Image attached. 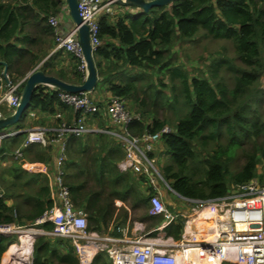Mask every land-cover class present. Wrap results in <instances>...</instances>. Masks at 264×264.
Listing matches in <instances>:
<instances>
[{
	"label": "trees",
	"instance_id": "obj_1",
	"mask_svg": "<svg viewBox=\"0 0 264 264\" xmlns=\"http://www.w3.org/2000/svg\"><path fill=\"white\" fill-rule=\"evenodd\" d=\"M64 5L65 0H0V60L5 62L11 80L25 77L46 56L44 42L53 37L47 17L58 16ZM127 17H131L129 22ZM133 17L127 13L115 14L112 20L108 14L100 16V44L93 51L100 77L97 84L105 83L106 90L123 98L129 110L131 106L134 113L140 114L141 120L129 122L131 133L139 134L157 131L166 124L149 116L137 95L136 81L144 73L130 75L127 70L156 66L159 72L169 75L170 81L180 79L177 89L174 84L170 88L174 90L173 109L182 111L175 115L172 128L160 140L162 155H168L160 169L171 188L183 196L207 199L223 196L234 184L252 178L263 183L264 89L260 78L264 71V0H172ZM199 35L228 41L232 54L221 52L213 57L207 76L189 77L172 62L170 50L175 42H192ZM52 44L54 47V40ZM58 54L61 50L55 53ZM65 57L67 66L58 67L45 59L41 69L64 81L80 83L84 73L78 68L79 58L69 52ZM124 72L129 75L127 79L114 80ZM23 84L24 81L20 88ZM56 92L48 86L36 87L28 108L16 121L21 130L0 139V159L8 157L24 140L28 111L36 108L53 113L58 109L55 106L64 105ZM96 135L97 143L92 147L83 141V136L65 139L63 177L74 206L88 216L87 229L91 231H99L100 222L105 224L111 218L115 198L125 199L135 190L132 174L116 168L117 159L123 156L121 144L107 142L103 133ZM51 150L49 144L25 152L32 153V160L49 162ZM238 157L242 162L237 167ZM258 165H263L260 172ZM37 179V174L16 162L0 170V225L45 231L53 228L48 220L35 224L56 203L47 177H39L38 184ZM201 215L207 218L210 213ZM152 220L153 224L160 221L153 216ZM182 226L183 218L177 217L164 230L178 240ZM16 241L15 232L0 233V260L8 245ZM31 264H78V258L70 240L40 233L33 241ZM90 264L111 262L104 251H99Z\"/></svg>",
	"mask_w": 264,
	"mask_h": 264
},
{
	"label": "built area",
	"instance_id": "obj_2",
	"mask_svg": "<svg viewBox=\"0 0 264 264\" xmlns=\"http://www.w3.org/2000/svg\"><path fill=\"white\" fill-rule=\"evenodd\" d=\"M114 2L116 1L77 0L78 14L81 22L88 28L89 42L94 49L100 44L99 18L103 13L112 17L117 13L116 8L112 6ZM47 22L53 27V50L62 49L79 58L78 68L85 74L77 27L69 24L60 29L58 17L55 15L48 16ZM24 80L25 77L11 80L0 68V106L6 107L8 112L3 115L0 111V118H5L14 112L19 103L20 86ZM54 89L57 91L58 101L71 106L76 113L73 121L68 123L61 112L56 111L54 116L57 124L51 136L47 135L45 128L31 126L26 129L22 143L10 154L12 159H20L29 145L38 143L47 146L52 142L58 144L54 155L53 175V182L57 189V202L35 221L36 224L48 220L52 222L53 228L48 231L37 228L42 234L70 240L75 248L78 264H90L98 250H103L107 254L111 264H178L175 252L180 250L184 252L182 258L192 260L194 257L195 264H201L199 262L264 264V182L261 183L257 178H252L246 182L234 184L226 194L214 198L200 199L180 195L164 178L155 164L156 158L153 155L155 145L161 140L162 135L169 132L170 127L163 125L154 132L131 133L129 122L142 118L138 112L134 113L127 108L123 98L113 94L107 98L106 109L111 122L120 126L118 135L124 156L117 166L122 171L128 170L141 175L146 180L150 189L148 192L149 214L161 215L165 220L163 225L181 217L183 226L180 239H173L174 243L170 248L164 249L157 248L154 242L143 237L133 238L130 240V245L125 248L114 245L118 240L116 237L106 236L103 238L105 240L100 239V241L93 238L91 230L87 229L86 213L82 208L74 206L63 177L64 163L67 158L65 138L67 135L82 136L88 131L86 115L97 112L98 105L91 91L68 92ZM18 131L19 129L1 128L0 139ZM161 185L179 197L184 204L181 211L172 212L168 208L160 195ZM203 211L209 212L210 216L204 218L201 226L193 225ZM29 228L32 229V227L21 229L14 225H0V233L21 234V231L30 230ZM120 229L117 227V230ZM104 241H110L111 244L108 245ZM193 248H195L194 254H191Z\"/></svg>",
	"mask_w": 264,
	"mask_h": 264
},
{
	"label": "crops",
	"instance_id": "obj_3",
	"mask_svg": "<svg viewBox=\"0 0 264 264\" xmlns=\"http://www.w3.org/2000/svg\"><path fill=\"white\" fill-rule=\"evenodd\" d=\"M118 5L116 6V15L117 14H124L127 13L129 16H134L133 19L135 18V14H139L141 12V9L136 7V6H127V5H122V4H115ZM104 14V13H103ZM101 14V15H103ZM58 21L59 25L58 27L62 29L66 25L73 24L68 11L62 7L61 13L58 14ZM111 20L112 17L110 16ZM115 18V15L113 16ZM131 17H127L125 20L129 22ZM54 38L51 36V39H48L47 41L45 40L44 46L47 47L48 52L46 56L41 59L33 68H41L43 62L45 59H48L50 63L57 64V66H62L64 67L68 65V58L65 57L63 58V55L66 54L62 49L61 54L55 55V53L58 51H53V42ZM50 46V48H49ZM46 60V61H48ZM48 86L49 88H52L53 86L45 85ZM95 89L92 90L90 93H94ZM107 92H109L107 90ZM109 96V95H108ZM99 99V98H97ZM108 100V99H107ZM96 105H98V111L91 114V115H86V125L88 126L89 130L86 131L82 136H83V141L90 143L91 147L95 145L97 135L99 133L105 134L107 138V142H115L120 145L119 143V135L118 133L120 132V126L111 122L108 112L106 109V104L107 101L104 104L99 103L97 100L95 101ZM126 103V102H125ZM127 104V103H126ZM55 108H58L56 111H60L63 118L68 122L71 123L73 121V118L75 116V112L72 109L71 106H66L62 105L61 107L55 106ZM128 108V107H127ZM130 108L133 110V108L130 106ZM6 110V107L0 106V111L3 115H6L7 113H3ZM31 112V113H30ZM48 113L47 111H41L36 108L31 109L28 111V115L25 120V130L28 129L31 126H39L42 128H45L47 135L51 136L53 129L55 128L57 124V119L54 116V113ZM19 123V122H18ZM17 122L15 124L9 125V129H20L19 124ZM19 132V131H18ZM72 137V135H67L66 140ZM75 137V136H74ZM78 137V136H77ZM103 143V142H102ZM52 146L51 153L53 156H51V159L49 162L46 161H39V160H32L30 152L26 153V149L29 150V148H34L36 146H42L38 143L32 144L35 146L29 145L25 150L20 159H12L11 156L9 155L8 157L4 159H0V170L4 167H7L10 163L16 162L20 164L23 168H25L27 171L33 174L38 175L37 183L39 182V177H47L49 181V186L51 187L52 191V197L54 200L57 202V189L54 185V155L57 151V145L54 144L53 142L50 143ZM44 147V146H43ZM118 147V146H117ZM122 147V146H121ZM161 147V146H160ZM113 149H115L113 147ZM123 151V148H122ZM124 156V152H123ZM122 156V158H123ZM121 158V159H122ZM117 159L116 161V168L124 173H131L133 177V183L135 186V190L128 194L125 199H120V198H115L112 204V216L110 219H107L106 223L103 224V222H100V230L99 231H91L93 238H96L98 241L105 240L103 239L106 236H112L118 238V240L115 241V244L117 247H127L130 245V240L136 237H143V238H148V240H151V242H154L155 246L160 249L164 248H170V246L174 243V240L171 236H167L164 230L163 225L165 223V220L161 215H153L148 213V209L150 206L149 203V187L146 183V180L143 178V176L135 174L132 171H122L119 169L117 166V163L121 160ZM74 167V166H73ZM70 169H74V168ZM144 186L147 191H144L140 188V186ZM160 195L164 199V201L168 204V208L172 212H179L181 211L182 204L181 200L180 203H177L175 200L171 201L169 199L168 190L166 191V188L161 185L159 188ZM172 193V192H170ZM173 195V194H171ZM175 198H179L178 196H174ZM7 204L11 203V200L7 198L6 200ZM87 216V215H86ZM152 216L154 218H159V223L153 224ZM88 220V216H87ZM89 222V221H88ZM117 227H120V230H117ZM156 232L154 235H150L151 232ZM34 232L35 236L37 234H40L39 230L34 231L33 229L30 230H23L20 233L23 234L19 237V244L14 242L11 244H15L17 249L14 252L7 253L8 247L6 251L2 254L0 264H31L32 260V247H33V241L34 237H31V233ZM25 234L30 235V243H29V249L30 251L23 252V244L21 242V239L24 237ZM18 239V237H17ZM106 244H111L110 241H104ZM21 250V251H20ZM98 250L97 252H99ZM103 251V250H102ZM96 252V253H97ZM6 254V255H5Z\"/></svg>",
	"mask_w": 264,
	"mask_h": 264
},
{
	"label": "rangeland",
	"instance_id": "obj_4",
	"mask_svg": "<svg viewBox=\"0 0 264 264\" xmlns=\"http://www.w3.org/2000/svg\"><path fill=\"white\" fill-rule=\"evenodd\" d=\"M118 4L117 2L113 3V7L116 8L115 5ZM64 8L67 10L66 5H64ZM197 39L195 41H190L188 43L178 44L177 42L174 43L173 47L170 50V54L172 55V59L175 65H180L182 69H184L187 72V75L190 77L192 75H200L203 74L204 76H207L208 74V67L210 65V60L215 56H220L221 52L226 54H232V48L230 47L228 41L220 39V40H214L209 39L208 37L203 36H197ZM224 47V48H223ZM78 61L75 60V63ZM127 70V73L132 75L136 74L138 76L139 72H143L144 74H141L137 79V95L140 99L143 100V106L144 109L149 111V116L153 115L160 120H164L165 124L172 128L171 123L175 121V115L181 113L182 109L179 110L173 109V98L171 97L174 93V90L170 88V85L172 86L174 84L175 89L178 88L180 79H174L173 81L169 80V75L166 72H159V70L156 69V66L154 68H146L143 70L139 69H132ZM127 73H120L117 79H127L129 75ZM164 83L165 86H162L161 83ZM260 86L264 89V71L260 78ZM107 85L103 82H99L96 85V89L94 93H92L94 100L98 101L101 104H104L107 101L108 95H110V92H107L106 90ZM55 88V87H53ZM157 92V93H156ZM173 92V93H172ZM99 98V99H97ZM125 101V100H124ZM127 107H129L128 104L125 103ZM174 110L176 112H174ZM148 116V115H147ZM149 120V118H147ZM6 129H9L8 126L4 127ZM161 146V147H160ZM153 155L156 158V166L160 169L162 162L167 160V156L162 155V142L159 141L155 145V149L153 152ZM242 162V158L238 157L235 160V166H239ZM263 165H258V171L260 172L262 170ZM161 170V169H160ZM162 172V171H161ZM140 188L144 191H147V189L142 185ZM168 189H166L167 191ZM171 191L168 190V197L171 201H176L177 203H180L179 198H175L176 194L170 193ZM173 194V195H171ZM203 213V212H201ZM200 213L199 219H197V222L195 221L193 225L201 226V224L204 222L205 216H202ZM209 215V214H207ZM210 220V219H209ZM207 220V221H209ZM194 227V226H193ZM196 228V227H195ZM22 229V228H21ZM23 229H28V227H24ZM30 229V228H29ZM34 231H37V227H32ZM8 233V232H7ZM11 233V232H9ZM156 232L152 235H154ZM17 234V241L16 243L19 244V237L23 234ZM180 250L178 253V264H195V258L193 257L192 260H187L182 258L184 256V252ZM182 253V254H179ZM183 255V256H181ZM203 264V263H202Z\"/></svg>",
	"mask_w": 264,
	"mask_h": 264
},
{
	"label": "water",
	"instance_id": "obj_5",
	"mask_svg": "<svg viewBox=\"0 0 264 264\" xmlns=\"http://www.w3.org/2000/svg\"><path fill=\"white\" fill-rule=\"evenodd\" d=\"M117 3L127 6H136L141 11H147L153 6H161L170 3L172 0H115ZM67 11L72 23L77 27V35L80 51L82 54L83 61L85 63V74L84 78L80 83H72L64 81L57 76L45 73L41 68L35 67L29 73L26 74L24 84L20 90L19 103L16 106L14 112L0 118V128L14 124L24 111L29 106L32 94L38 85H49L57 89L68 91V92H79V91H92L100 77L97 74L93 51L94 48L89 42V33L86 24L81 22V18L78 14L77 0H65ZM3 65L2 71L6 74L5 62L0 60ZM20 131V130H19ZM31 237L35 236V233L30 234ZM9 246V245H8Z\"/></svg>",
	"mask_w": 264,
	"mask_h": 264
},
{
	"label": "bare ground",
	"instance_id": "obj_6",
	"mask_svg": "<svg viewBox=\"0 0 264 264\" xmlns=\"http://www.w3.org/2000/svg\"><path fill=\"white\" fill-rule=\"evenodd\" d=\"M205 210H208V209H205ZM204 212V211H203ZM202 214V213H201ZM211 233V232H210ZM211 235H213V234H211ZM30 235H28V234H25L24 235V237L21 239V242H22V244H23V248H24V250H23V252H27V251H30V249H29V243H30ZM17 249V247L15 246V244H11L9 247H8V249H7V253H11V252H14L15 250ZM194 250H195V248H193V250H191V254H194ZM21 251V250H20ZM177 252H179V251H177ZM177 252H175V256L178 258V253ZM182 252V251H181ZM179 254H182V253H179ZM6 255V254H5ZM178 255V256H177ZM181 256H183V255H181ZM199 263H203V264H208V263H205V262H199Z\"/></svg>",
	"mask_w": 264,
	"mask_h": 264
}]
</instances>
